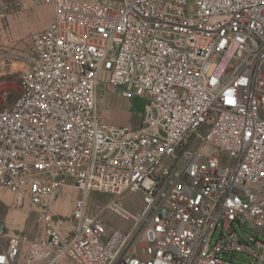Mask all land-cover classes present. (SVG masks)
Listing matches in <instances>:
<instances>
[{
	"label": "built area",
	"instance_id": "2783aa9c",
	"mask_svg": "<svg viewBox=\"0 0 264 264\" xmlns=\"http://www.w3.org/2000/svg\"><path fill=\"white\" fill-rule=\"evenodd\" d=\"M30 1L54 13L0 107V190L39 212L40 233L0 244V264H264V0ZM101 87L145 100L139 126L102 118ZM66 187L69 238L53 211ZM95 193L129 232L108 237Z\"/></svg>",
	"mask_w": 264,
	"mask_h": 264
},
{
	"label": "rangeland",
	"instance_id": "374dc122",
	"mask_svg": "<svg viewBox=\"0 0 264 264\" xmlns=\"http://www.w3.org/2000/svg\"><path fill=\"white\" fill-rule=\"evenodd\" d=\"M2 2L9 6V10L5 11V18L0 19V107H8L21 95L20 70L24 67L25 58L31 52L33 35L42 30L39 28L44 21L45 10L53 6L50 4L36 6L30 0H2ZM0 13H2L1 6ZM99 93V111L106 122L114 125L139 126L145 106L144 99L124 98L119 90L113 92L106 87H101ZM202 133L206 134L207 128ZM76 198L77 193L74 188L66 187L53 205L57 226L65 238H69L73 232L70 215ZM114 198V195L95 193L91 195L89 201L91 213L100 217L105 223L108 237L116 231L129 232L133 222L121 219L107 208L108 203ZM120 200L122 206L132 215H136L143 207L142 197L138 193L126 192ZM39 219V212L33 206L26 204L19 208L9 191L0 190V220L6 224V232L0 239V244L7 245L10 238L18 236L21 232L32 238L38 236ZM142 229L143 223H140L129 237L125 246L126 254H131L134 246H140ZM237 230L244 241H247L246 232L250 233V231L240 227ZM236 262L256 264V260L246 254H239Z\"/></svg>",
	"mask_w": 264,
	"mask_h": 264
},
{
	"label": "crops",
	"instance_id": "0c3cea01",
	"mask_svg": "<svg viewBox=\"0 0 264 264\" xmlns=\"http://www.w3.org/2000/svg\"><path fill=\"white\" fill-rule=\"evenodd\" d=\"M53 7H48L44 12V21L39 29H42L41 31L45 30L51 23L52 17H53Z\"/></svg>",
	"mask_w": 264,
	"mask_h": 264
}]
</instances>
